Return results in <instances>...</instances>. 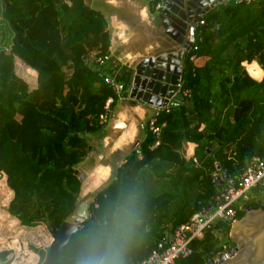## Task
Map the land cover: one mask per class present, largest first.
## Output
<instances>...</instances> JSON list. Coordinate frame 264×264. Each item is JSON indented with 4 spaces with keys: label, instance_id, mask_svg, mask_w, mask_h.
Returning a JSON list of instances; mask_svg holds the SVG:
<instances>
[{
    "label": "trees",
    "instance_id": "1",
    "mask_svg": "<svg viewBox=\"0 0 264 264\" xmlns=\"http://www.w3.org/2000/svg\"><path fill=\"white\" fill-rule=\"evenodd\" d=\"M162 1L148 2V12ZM201 21L180 73L191 106L157 112L155 146L145 125L52 264H67L76 238L117 209L132 214L124 264H137L164 231L224 185L212 182L215 163L233 178L250 157L264 158V0L222 2ZM108 52L106 21L83 0H5L4 6L0 0V264H18L8 246L9 222L50 236L47 222L57 230L73 214L80 190L75 167L90 149L85 135L103 126L98 116L113 97L95 62ZM254 60L258 79L249 73ZM184 143L197 165L182 157ZM243 214L237 211L235 219ZM229 227L217 223L192 240V253L180 264L212 259L229 243ZM28 248L41 264L46 248Z\"/></svg>",
    "mask_w": 264,
    "mask_h": 264
},
{
    "label": "water",
    "instance_id": "2",
    "mask_svg": "<svg viewBox=\"0 0 264 264\" xmlns=\"http://www.w3.org/2000/svg\"><path fill=\"white\" fill-rule=\"evenodd\" d=\"M238 1L240 0H163L155 10V21L162 28L164 37L153 42L147 52L130 65L128 99L158 109L190 107L191 102L184 97L178 85L183 56L193 42V30L208 9L222 2L233 4ZM83 2L86 6H91V0ZM1 3L4 6L5 0H1ZM215 170L219 171L217 163ZM221 174L228 178L224 171ZM228 182L232 184L233 180L228 179ZM245 211L228 230V246L231 252H236L235 255L224 261L213 262L210 259L205 264H264V199L256 209L247 206ZM87 216L88 204L77 203L73 214L57 230L47 222L51 242L41 264L53 263L71 234Z\"/></svg>",
    "mask_w": 264,
    "mask_h": 264
},
{
    "label": "crops",
    "instance_id": "3",
    "mask_svg": "<svg viewBox=\"0 0 264 264\" xmlns=\"http://www.w3.org/2000/svg\"><path fill=\"white\" fill-rule=\"evenodd\" d=\"M91 6L102 13L109 35V52L98 69L103 76L122 84L123 97L111 105L103 126L85 135L90 149L75 169L80 181L77 203L86 204L112 178L129 152L137 147L147 120L157 109L128 99L129 68L153 42L164 37L162 28L155 21V13L148 12L146 0H91ZM38 240L36 245L43 251L51 242V238ZM16 244L20 246L17 248L20 254L25 247L23 238H8L11 250ZM22 253L24 262H20L14 253L18 264H32L37 259L33 253Z\"/></svg>",
    "mask_w": 264,
    "mask_h": 264
},
{
    "label": "built area",
    "instance_id": "4",
    "mask_svg": "<svg viewBox=\"0 0 264 264\" xmlns=\"http://www.w3.org/2000/svg\"><path fill=\"white\" fill-rule=\"evenodd\" d=\"M146 1L151 2L152 0ZM160 4H156L155 7L158 8ZM201 23L200 20L198 24ZM106 58L107 56H103L95 59L97 69ZM103 80L110 87L113 97L105 100L104 111L98 116L100 124H104L108 118L110 103L113 98L116 101L123 97L122 84L106 76H103ZM182 93L183 95L186 94L185 92ZM159 110L158 108L155 109L146 122L148 131L155 139L153 146L157 144L156 138L159 134V127L155 124V115ZM181 155L185 160H190L197 165V160L192 156L187 143L182 144ZM211 176L212 182L216 185H219L221 180H225L224 185L218 187L205 205L191 213L185 221L164 231L155 248L137 264H180L181 259L192 253L190 246L192 240L202 238L204 232L212 229L217 223H226L230 226L236 220L235 214L237 211L246 212L245 202L258 201V199H250L249 194L253 195L257 191L259 195L263 194L264 196V158L250 157L246 160L240 172L233 178H225L218 171L213 172ZM228 179L233 180V183L229 184ZM235 253L231 252L228 244L222 243L221 250L211 260L213 262L228 260Z\"/></svg>",
    "mask_w": 264,
    "mask_h": 264
},
{
    "label": "clouds",
    "instance_id": "5",
    "mask_svg": "<svg viewBox=\"0 0 264 264\" xmlns=\"http://www.w3.org/2000/svg\"><path fill=\"white\" fill-rule=\"evenodd\" d=\"M252 63L258 67L255 60ZM132 226L133 217L127 210L117 209L111 217H102L76 238L67 264H124Z\"/></svg>",
    "mask_w": 264,
    "mask_h": 264
},
{
    "label": "rangeland",
    "instance_id": "6",
    "mask_svg": "<svg viewBox=\"0 0 264 264\" xmlns=\"http://www.w3.org/2000/svg\"><path fill=\"white\" fill-rule=\"evenodd\" d=\"M249 73L251 76H253L254 78L258 79L260 77V71L259 68L253 67L249 69ZM2 182V181H1ZM4 182V180H3ZM2 184V183H0ZM4 184V183H3ZM250 199H258L260 202L264 199L263 194H258L257 191H255L252 194L248 195ZM4 216L0 215V222L3 224L4 223ZM235 223L232 224V226H234ZM7 231L9 232V236L8 238H23V243H24V248L21 249L22 252H26L30 255L35 254L31 249L28 248V246L33 245L35 246L37 241L31 238H51L50 236L46 235V233L44 235H40L39 233H36V231H34L32 234L29 233L28 231L22 229L21 227H19L17 224H15L14 222H9L6 225ZM51 241V240H50ZM17 242H20V240H18ZM38 246V245H36ZM17 248H20V246L18 244L16 245H12V250L14 251L15 255L19 256L18 260H20V262H24V256H22L24 253H20L18 254ZM33 253V254H32ZM22 254V255H21ZM37 259H35L33 261L32 264H39V257L37 256V254H35ZM35 262V263H34Z\"/></svg>",
    "mask_w": 264,
    "mask_h": 264
}]
</instances>
